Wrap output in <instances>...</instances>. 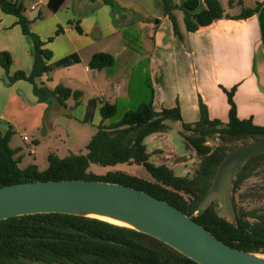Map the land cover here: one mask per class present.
<instances>
[{"label": "trees", "instance_id": "16d2710c", "mask_svg": "<svg viewBox=\"0 0 264 264\" xmlns=\"http://www.w3.org/2000/svg\"><path fill=\"white\" fill-rule=\"evenodd\" d=\"M97 1V0H91ZM114 7V11L128 10L120 7L115 0H102ZM65 0H49L47 6L56 12ZM165 14L173 24L175 35L183 39L176 10L184 13L187 31H197L221 18L244 19L254 15L263 5L256 0L254 7L242 6L241 12L231 15L226 12L221 0H163ZM242 0H229V6ZM1 9L17 17V23L23 33L34 45V63L30 73L19 70L10 74L11 55L8 51L0 52V64L7 73L9 83L24 79L29 81L40 101L52 105L67 106V100L75 99L79 103L81 90L58 85L52 88L42 80L57 67L71 66L81 61L74 52L54 60L53 51L45 46L41 36L32 29L33 19L25 14L22 3L13 0H0ZM126 14V13H125ZM122 17H124L122 15ZM37 18H42L40 12ZM156 23L159 18L154 19ZM76 28L82 32L77 22ZM59 26L56 33H61ZM116 57L110 52L100 51L92 55L89 67L101 70L112 67ZM145 83L150 90L149 100H140L136 107L125 110L120 119L114 116L118 111L115 103L105 101L100 107L102 120L97 131L86 145V153H71L65 157L50 153L48 167L40 171L31 164L20 166L18 151L10 146V132L0 131V186L31 180L87 178L118 182L130 185L167 200L185 213L205 225L224 242L253 252L264 253V207L246 210L238 207L235 194L244 181L259 167L264 165V153L250 158L240 166L233 180V199L236 219L229 221L222 215L219 204L215 201L204 212L197 214V209L212 184L214 175L227 152L240 141L264 137V126L253 119L240 118L237 112L235 93L237 85L227 93L229 120L211 119L208 106L200 99V119L193 123L182 120L179 103L171 108L156 111L153 106L154 90L150 76ZM99 104L98 98L88 101L85 121L91 120ZM112 122L105 123V120ZM169 121L181 122L182 135L201 158L199 168L193 176L176 174L166 164L150 161L145 139L156 132L170 129ZM187 132H192L187 135ZM219 134L221 141L209 145L208 137ZM119 163L143 165L154 180L146 179L122 170H110L106 174L89 171L91 164L115 166ZM0 264H200L177 249L154 236L136 229L112 223L103 219L67 214L35 213L19 215L0 220Z\"/></svg>", "mask_w": 264, "mask_h": 264}, {"label": "crops", "instance_id": "0c3cea01", "mask_svg": "<svg viewBox=\"0 0 264 264\" xmlns=\"http://www.w3.org/2000/svg\"><path fill=\"white\" fill-rule=\"evenodd\" d=\"M13 1L24 5L25 14L34 20L33 30L39 33L43 39L54 35L57 27H63L64 32L57 35L55 41L47 44L53 51L51 62L69 53L87 50L85 53L89 58L85 65V72L88 73L91 70L95 72L90 80L97 91L95 98L99 99L96 109L99 123L102 119L100 107L105 101L115 103L119 108V103L132 100L131 78H129L128 88L125 89H122L119 84L113 83V80L118 76L130 75L128 71H124L123 67L111 75L109 71L111 68L97 70L88 65L92 55L100 52L97 43L102 37L100 33L104 34L106 31V25H99V19H97L94 22L96 29L92 36V32H88V29L81 24L83 20L79 13L91 11L92 14L94 11L102 9L106 19L112 17V21H115L116 17L109 14L107 4L102 0H65L61 8L53 12L47 6L49 0ZM176 1L179 3L182 0ZM200 1L204 3V0ZM260 1H263L260 10L248 18H221L194 32L187 31L184 13L178 9L175 13L184 37L181 39L175 35L173 24L165 14L163 0H126V5L132 8L133 12L149 18L145 33H148L151 27L153 28L145 42V52L148 54V66L145 64V69L146 73H149L153 85V106L156 111L174 107L179 103L182 120L193 123L200 119V99H202L208 106L211 119L218 118L227 122L230 105L224 88L231 89L237 85L235 101L238 116L240 118L251 117L256 124L264 126V0ZM152 4L160 6L164 17L160 18L159 14L149 11ZM40 5L46 6L47 10H43V8L37 10ZM204 6L205 3L202 7ZM64 8L68 9L70 13L61 14ZM40 12L42 18H37ZM226 12L237 15L241 11L230 13L226 10ZM154 18H159L161 22L154 25ZM70 22L74 24H69ZM77 22L80 23L82 32L76 28ZM105 22L108 25L107 20ZM127 30L128 27L125 31ZM85 32H88L87 36H85ZM117 33L118 30L109 29L104 35L108 37L111 34L117 35ZM32 47L34 49L33 42L29 36L23 33L21 26L17 23V17L4 12L0 6V52L9 51L12 55L18 53V56L13 55L15 57L13 71L21 69V67L32 68ZM129 47H132L130 43ZM59 49L61 50L59 51ZM120 53L123 55L122 52ZM127 56H129L128 62H130L127 65L128 69L133 62L137 66L136 59L130 54ZM127 56H124L125 61H127ZM21 61L23 63L19 65ZM53 71L44 74L42 80L54 88L56 82L52 77ZM123 72L124 74H122ZM117 81H121V79ZM142 96L143 94L140 93L136 99L139 101L145 99ZM47 107L46 102L39 101L29 81L21 79L12 84L9 83L7 73L0 64V121L11 117H22L29 121L30 129L41 130L43 120L47 112L51 110V107ZM64 108L67 109V106ZM128 108L130 107L127 105L126 109ZM110 122L112 119L105 120V123ZM168 123L170 125L177 124L181 130V122L169 121ZM22 133L23 136L27 135L26 131ZM157 133H167L172 138L170 140L155 137V133L145 139L150 161L166 165L172 163L173 170L180 168L183 171L187 163L185 160L190 153L184 152L179 147L180 145L175 142V135L171 130ZM170 147L173 151L170 150ZM151 152L153 155H150Z\"/></svg>", "mask_w": 264, "mask_h": 264}, {"label": "rangeland", "instance_id": "374dc122", "mask_svg": "<svg viewBox=\"0 0 264 264\" xmlns=\"http://www.w3.org/2000/svg\"><path fill=\"white\" fill-rule=\"evenodd\" d=\"M115 1L120 7L128 9L126 11L118 10L115 13L114 7H112L110 4H107L109 14L111 13L113 17H116L115 21H112V17L106 19L105 12L102 11V9L94 11V13L92 14L90 13L91 11H86L84 13L80 12L79 16L83 20L81 21V24H83L84 27L88 29V32H92V36L93 32L96 29V25L94 24V22L97 19H99V25H106V31L109 29H113L115 31L118 30V33L120 32V34L117 33V35L111 34L110 36H108V38L105 37L104 34L106 31H104V34H102L103 32L100 33L102 37L101 40L97 43L98 50L110 52L114 54L115 57L117 56L116 63L112 67H108V69L111 68L109 70L111 75L115 74L116 70L120 67H123L124 71H128L130 74H126L128 77L125 75L123 77L118 76L113 80L114 84H119L122 89H125L126 87L128 88L129 78H131V86L133 91L132 100L125 101L123 103L121 102V104L119 103V109L114 116V119L117 120L122 117L127 105L129 107H136L139 104V100L136 99V97L140 93L143 94L142 97L145 98L143 99L145 101L148 100L150 96V90L145 83V67L148 66V54H146L145 52V42L148 39V34H151L153 28L151 27V29H149V32L145 33V30H147L146 27L148 26L147 22L149 18L142 17L139 13L133 12V10H131L132 8L126 5V0ZM221 2L224 8L230 13L240 12L242 6L254 7L256 4V0H242V5L237 3L235 6L231 7L229 6V0H221ZM203 4L204 3L200 1V8H202ZM40 8H43V10H47L46 6L43 5L38 6L37 10ZM149 11L159 14L161 16L160 18L164 17L163 10L160 8V6L152 4ZM68 12L70 13L68 9L64 8L61 14H67ZM122 15L124 17H122ZM106 20L108 22V25L105 22ZM87 23L88 25H86ZM69 24L74 23L70 22ZM153 24L155 25L157 23L154 21ZM127 27L128 30L125 31ZM58 28L59 27L56 28L54 35H52L48 39H43L41 37L45 42V46L49 49H51V47L47 46V44L55 41L57 35H60L64 32L63 31L61 33H56ZM33 31L36 34L40 35L35 30ZM88 32H85V36H87ZM129 43L132 45V47L128 48ZM60 50L61 49H59V51ZM86 51L87 50L76 52L79 54L80 59H83L80 63L75 64L74 66L69 68H54V71L52 73V77L56 82V86L62 85L73 90L82 91V96L80 97L78 104H75V99L71 97L68 99L67 109L60 105H52L51 110L47 112V115L43 120V126L41 125V130L30 129L29 121L22 117H11L10 119L0 121V131L2 132V134L10 132V146L18 151V156L21 157L20 166L22 168H25L31 164H35L38 166V169L40 171H43L49 165L48 156L50 153L57 154L60 157H65L71 153L78 154L87 152L86 145L90 141L93 134L97 131L99 119L97 118L95 110L94 116L91 120H84L88 101L92 98H95L97 94V91L93 87L91 82L95 72L93 70L88 73L85 72V65L89 58V56L85 53ZM120 52H122L123 55ZM32 53V61L34 63L33 47ZM128 54L135 58V62L140 64V66H138V64L136 66L133 62L132 66L128 69L127 65L130 64V62H128ZM10 55L12 59L10 65V74H14L19 70H23L26 73L31 72L32 68L25 69L24 67H21V69H15L13 71L15 64V57H13V55L18 56V53H15L13 55L10 53ZM124 56H127V61H125ZM22 63L23 61H21L19 65H21ZM122 74H124V72ZM147 76H150L149 73L147 74ZM118 79H121V81H117ZM47 106V108H49L48 103ZM170 130L174 133L175 142L180 145L179 147L183 149L184 152L190 153L191 157H194L191 160H189V158L187 157L188 159L186 160L188 161V163L185 164L183 171L179 168L174 169V172L180 175L193 176L199 168L201 158L197 154L195 149L187 143L185 137L182 135V133H180L181 130L179 129V126L177 124H171L169 131ZM24 131H26L25 134H27L29 137L30 144L35 148L34 154L30 153L29 144L25 142L23 138L22 132ZM190 133L192 132H187V135H189ZM220 141L221 138L219 134H214L208 137L207 143L212 146L218 144ZM150 155H153V152H151ZM110 170H122L146 179L154 180V178L143 165H139L136 163H119L112 167L91 164L89 167V171H92L96 174H106ZM235 199L238 207H243L246 210H250L256 207H264V165L259 167L250 177H248L244 181L241 188L238 190V192H236Z\"/></svg>", "mask_w": 264, "mask_h": 264}, {"label": "water", "instance_id": "95a60500", "mask_svg": "<svg viewBox=\"0 0 264 264\" xmlns=\"http://www.w3.org/2000/svg\"><path fill=\"white\" fill-rule=\"evenodd\" d=\"M155 137L172 138L170 134L157 132ZM170 150L173 151L172 147ZM262 153L264 137L240 141L230 149L218 166L197 214L217 201L222 215L234 222L233 180L236 172L250 158ZM52 212L99 218L136 229L162 240L200 264H264V253L224 242L182 209L130 185L99 179L65 178L0 186V220Z\"/></svg>", "mask_w": 264, "mask_h": 264}, {"label": "built area", "instance_id": "2783aa9c", "mask_svg": "<svg viewBox=\"0 0 264 264\" xmlns=\"http://www.w3.org/2000/svg\"><path fill=\"white\" fill-rule=\"evenodd\" d=\"M23 138H24V140L27 141L28 144H29V147H30V153H33V154H34V153H35V148L30 144L28 135H24Z\"/></svg>", "mask_w": 264, "mask_h": 264}, {"label": "flooded vegetation", "instance_id": "af4514ba", "mask_svg": "<svg viewBox=\"0 0 264 264\" xmlns=\"http://www.w3.org/2000/svg\"><path fill=\"white\" fill-rule=\"evenodd\" d=\"M188 158H189V160H191V159H193L194 157H191V155H189ZM188 158H187V159H188ZM185 161H187V160H185ZM187 163H188V161H187Z\"/></svg>", "mask_w": 264, "mask_h": 264}, {"label": "bare ground", "instance_id": "6f19581e", "mask_svg": "<svg viewBox=\"0 0 264 264\" xmlns=\"http://www.w3.org/2000/svg\"><path fill=\"white\" fill-rule=\"evenodd\" d=\"M118 223H121V222H118ZM121 224H124V223H121Z\"/></svg>", "mask_w": 264, "mask_h": 264}]
</instances>
